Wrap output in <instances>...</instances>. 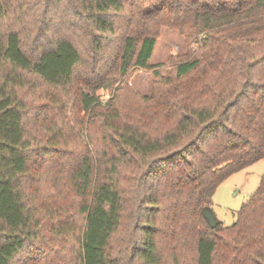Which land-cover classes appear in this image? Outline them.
<instances>
[{
  "label": "trees",
  "instance_id": "trees-1",
  "mask_svg": "<svg viewBox=\"0 0 264 264\" xmlns=\"http://www.w3.org/2000/svg\"><path fill=\"white\" fill-rule=\"evenodd\" d=\"M163 27L193 47L167 78ZM263 158L264 0H0V264H264V176L231 225L204 214Z\"/></svg>",
  "mask_w": 264,
  "mask_h": 264
},
{
  "label": "rangeland",
  "instance_id": "rangeland-1",
  "mask_svg": "<svg viewBox=\"0 0 264 264\" xmlns=\"http://www.w3.org/2000/svg\"><path fill=\"white\" fill-rule=\"evenodd\" d=\"M26 1L31 4L35 3L37 0ZM41 11L42 6L39 4V6H35L26 13V36H33L38 15L42 13ZM52 24H58L57 19ZM87 43L88 40L85 37H81L78 42L84 56L87 54V52L84 51V47ZM192 48L178 30L163 27L161 28L153 56L149 62L152 66L163 64L162 67L159 68V71L167 78L172 74V63L188 58ZM154 69L155 68L136 70L128 82L129 89L139 96H152L159 86L153 74ZM101 95L104 100L111 97L108 91L105 90L101 91ZM262 176H264V158L223 181L216 189L213 196V203L209 207L215 219L226 226L231 225L237 218V211L258 188ZM129 229L130 226L128 224L125 225L124 233L126 234ZM74 245V240L70 239L62 242L60 247H55L53 250L47 248V250L48 253L55 255L57 249H59L61 252V260L68 261L72 257L71 250L74 248Z\"/></svg>",
  "mask_w": 264,
  "mask_h": 264
},
{
  "label": "water",
  "instance_id": "water-1",
  "mask_svg": "<svg viewBox=\"0 0 264 264\" xmlns=\"http://www.w3.org/2000/svg\"><path fill=\"white\" fill-rule=\"evenodd\" d=\"M204 214L212 227H215L219 222L215 219V216L209 208L204 210Z\"/></svg>",
  "mask_w": 264,
  "mask_h": 264
}]
</instances>
